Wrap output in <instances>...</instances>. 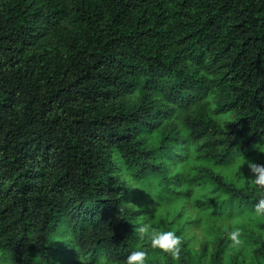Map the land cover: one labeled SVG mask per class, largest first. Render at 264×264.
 Masks as SVG:
<instances>
[{
    "label": "trees",
    "instance_id": "16d2710c",
    "mask_svg": "<svg viewBox=\"0 0 264 264\" xmlns=\"http://www.w3.org/2000/svg\"><path fill=\"white\" fill-rule=\"evenodd\" d=\"M249 162L264 0H0V264H264Z\"/></svg>",
    "mask_w": 264,
    "mask_h": 264
},
{
    "label": "clouds",
    "instance_id": "9594fccd",
    "mask_svg": "<svg viewBox=\"0 0 264 264\" xmlns=\"http://www.w3.org/2000/svg\"><path fill=\"white\" fill-rule=\"evenodd\" d=\"M248 167L253 175L252 181L262 192H264V165H257L251 162ZM257 214L264 215V196L257 200L254 205ZM137 238L148 241L152 249H159L161 252L178 255L182 245V236L178 235L175 230H161L151 226L148 223H140L136 229ZM230 237L238 241V233H229ZM148 251L144 247L130 251L125 257V264H148ZM99 264H109L108 257H101Z\"/></svg>",
    "mask_w": 264,
    "mask_h": 264
},
{
    "label": "rangeland",
    "instance_id": "374dc122",
    "mask_svg": "<svg viewBox=\"0 0 264 264\" xmlns=\"http://www.w3.org/2000/svg\"><path fill=\"white\" fill-rule=\"evenodd\" d=\"M209 101L213 102V100L211 98H209ZM235 170H236L235 172L237 174V177L239 178V180H238L239 182H242L245 178L252 181L253 175H252L249 167L245 166V169L243 170V168L240 166V167H236ZM161 209L162 210L160 211V213L162 215H166L167 209H165V208H161ZM160 213H156V214H160ZM186 213H188V212L187 211L184 212V220H185V216H187ZM152 221H153L154 227H157L154 223V218H152ZM188 233L194 235L195 241H196L195 248H197L198 245L200 244V242L204 239L205 232H203L201 229H197L194 231L188 230Z\"/></svg>",
    "mask_w": 264,
    "mask_h": 264
}]
</instances>
